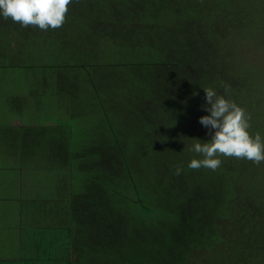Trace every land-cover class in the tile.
<instances>
[{
    "label": "trees",
    "instance_id": "16d2710c",
    "mask_svg": "<svg viewBox=\"0 0 264 264\" xmlns=\"http://www.w3.org/2000/svg\"><path fill=\"white\" fill-rule=\"evenodd\" d=\"M17 25L0 17V68L34 71L43 97L70 108L4 138L63 170L33 215L47 226L43 264H264V163L188 167L202 159L194 139H210L205 88L264 139V81L252 78L264 72L247 58L264 49V0H73L57 30ZM221 56L236 58L235 78L217 77Z\"/></svg>",
    "mask_w": 264,
    "mask_h": 264
},
{
    "label": "rangeland",
    "instance_id": "374dc122",
    "mask_svg": "<svg viewBox=\"0 0 264 264\" xmlns=\"http://www.w3.org/2000/svg\"><path fill=\"white\" fill-rule=\"evenodd\" d=\"M235 19V22H237V16L235 17ZM15 25L18 26L17 23H15ZM27 33L29 34V31H27ZM28 37L29 36L26 35V38ZM252 42L253 39L240 44H251ZM33 44L39 47L37 41H33ZM232 47L226 49V56L232 57L230 55ZM250 47L252 48V46ZM251 48L247 50V53H249ZM247 58H251L254 61V67L257 71L264 72V49L260 48L257 51L250 52ZM221 60H224V67H226L227 70L222 69L223 63L221 62L219 64L220 70L216 72L217 77L229 79L231 76H233L235 78V76L233 75L235 73L233 65H235L236 63V58L233 57L232 61L229 58H225V56H221ZM26 71L27 70H25V68L20 67L0 68V133L3 134V140L4 138L6 139V137V140L9 139L8 141H10V139L14 141L19 140L20 137H22L23 135L25 136L26 126L35 127L34 130H36V128H42L44 126L52 127L54 122L62 121V119L65 120L68 115L67 110H70V108L67 109V105L62 104L61 100H58V97L56 98L55 94H53V100H51L48 95L43 97L42 91L44 89V86L42 85V83H37V81H35L37 77L35 79H31L32 76H35V72ZM250 76L251 73L246 75L248 83L252 82L249 80ZM252 78H254L255 81L259 82L261 79L262 82L264 81V73H256L255 77ZM51 85L52 84L49 85V88ZM33 90L36 94V100L33 99L32 96ZM46 94H48V90L46 91ZM123 112H125V110H123ZM119 115L121 114L119 113ZM96 118L97 117H95V119ZM100 120L101 119L97 120L98 124ZM19 143L20 147H24L25 144H23L21 140L19 141ZM81 146L82 142L78 144V147ZM3 147L5 148L3 149V151H1L0 149V155L4 154L5 157L6 154H10L11 157H13V159L11 160L12 163H10L11 166L17 165L15 157H18L23 161L24 169L25 165H28L29 172H27V174L24 176L26 177V180L33 181L32 196L35 193L36 197V192H40L42 196L49 197V192H55V187L57 186L56 178H58V176H61L63 179H65L63 175V170H60L57 167L52 168L49 166V168L47 164H43L40 159H36L35 155H33L34 158H31L29 160V155L27 153L20 154V151H13V153L8 152L7 148H10V145L8 146V143H6V141H4ZM50 164L53 166L51 162ZM14 172L15 171L12 170L10 174L5 179H3L2 183L6 184L9 183L12 179H14ZM260 180L263 181L264 177H261ZM2 191L11 193L15 192L12 187V183L8 184L6 188L2 189ZM0 209H6V206L3 205L0 207ZM43 226L45 228L47 227L46 225ZM2 243H6V241L3 242V240H0V244ZM5 249L9 250V248H0V255L4 253Z\"/></svg>",
    "mask_w": 264,
    "mask_h": 264
},
{
    "label": "clouds",
    "instance_id": "9594fccd",
    "mask_svg": "<svg viewBox=\"0 0 264 264\" xmlns=\"http://www.w3.org/2000/svg\"><path fill=\"white\" fill-rule=\"evenodd\" d=\"M73 0H0V17L21 27H35L42 31L57 30L66 23L69 6ZM225 92L230 85L223 84ZM205 103L199 123L208 130V141L194 139L191 151L202 159H192L188 167L193 170L207 168L212 171L221 166L219 157L247 160L255 165L264 162V139L259 133L249 132L251 117L235 102L218 95L213 88L203 89ZM182 167L176 168L180 175Z\"/></svg>",
    "mask_w": 264,
    "mask_h": 264
},
{
    "label": "crops",
    "instance_id": "0c3cea01",
    "mask_svg": "<svg viewBox=\"0 0 264 264\" xmlns=\"http://www.w3.org/2000/svg\"><path fill=\"white\" fill-rule=\"evenodd\" d=\"M0 136V149L3 151V134ZM0 158V207L6 206V209H0V240L8 243L0 244V248H9L0 255V264H43L37 249L44 243V226L33 218L42 194L36 192V197L35 193L32 196L33 181L26 180L24 176L29 172L28 165L24 169L23 161L15 157L17 165L11 166L13 157L10 154L5 157L1 154ZM12 170L15 171L14 179L3 184V179ZM10 183L15 192H3L2 189Z\"/></svg>",
    "mask_w": 264,
    "mask_h": 264
}]
</instances>
